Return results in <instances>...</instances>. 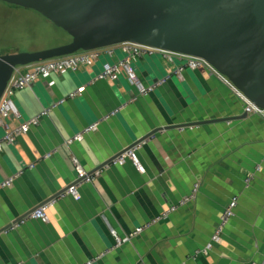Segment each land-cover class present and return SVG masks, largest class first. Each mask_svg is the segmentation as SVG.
Listing matches in <instances>:
<instances>
[{"label":"crops","instance_id":"obj_1","mask_svg":"<svg viewBox=\"0 0 264 264\" xmlns=\"http://www.w3.org/2000/svg\"><path fill=\"white\" fill-rule=\"evenodd\" d=\"M121 58L104 57L93 68L40 80L15 96L20 119L7 121L11 129L83 89L0 154V185L24 171L0 189V264H85L113 246L112 232H134L196 185L194 201L96 264H264V168L256 173L264 159V118L247 114L243 95L208 68L187 71L184 81L171 77L147 97L125 76L91 84L105 64ZM178 64L145 57L135 69L150 85ZM124 104L83 141L68 144ZM141 142L137 155L145 174L130 161L102 169ZM74 160L88 173L103 170L80 189L81 199L59 200L47 224L30 220L6 232L75 182ZM234 197L238 206L222 241L200 254Z\"/></svg>","mask_w":264,"mask_h":264},{"label":"water","instance_id":"obj_2","mask_svg":"<svg viewBox=\"0 0 264 264\" xmlns=\"http://www.w3.org/2000/svg\"><path fill=\"white\" fill-rule=\"evenodd\" d=\"M0 2L34 11L71 37L65 46L0 57V100L17 67L135 44L204 60L264 110V0Z\"/></svg>","mask_w":264,"mask_h":264},{"label":"built area","instance_id":"obj_3","mask_svg":"<svg viewBox=\"0 0 264 264\" xmlns=\"http://www.w3.org/2000/svg\"><path fill=\"white\" fill-rule=\"evenodd\" d=\"M117 54H121L122 58L113 63L105 64L102 67L100 73H98L92 80L91 84H96L99 82H118L120 78L126 77V79L135 88L138 96L147 97L154 94L156 91L164 87L170 81L171 77H176L180 81H184L185 73L187 71H197L202 68H208L215 71L207 62L202 59L181 56L155 48L135 45V44H122L115 47H110L106 49H100L91 52H79L71 56L56 58L48 60L42 63L34 64L28 67H17L14 69L12 78L10 79L6 91L0 100V131H3V135L0 138V154L4 151L5 147L14 146L18 139L22 136L27 135L30 130L37 127L44 117L49 116V114L64 105L68 101H74L82 96L83 89L72 92L66 98L54 103L51 107L45 108L36 117L29 119L21 124H19L14 129H11L7 124L9 120H19V110L16 105L15 96L22 91L30 88L36 82L40 80H48L54 75L65 76L69 73L75 72L81 68H93L98 62H100L104 57L112 58ZM145 57H160L165 61L170 63L179 62L176 66L172 75L165 78L157 80L150 85H145L137 75L135 64ZM216 72V71H215ZM245 101V112L249 115L259 116L264 118V110L258 109L252 103H250L244 96ZM127 107L124 104L111 112L110 114L104 116L97 123L85 128L82 132L74 136L68 141V144H73L76 142H81L84 140L85 136L95 132L100 124L109 121L111 118L117 116L122 110ZM146 142H141L136 144L123 154L116 157L110 164L102 167L103 170H107L111 166H124L128 161H130L134 167L141 174H145L146 170L141 165L138 159V151L143 148ZM53 154H48L44 157L45 160H49ZM76 180L59 194L56 198H53L43 204L40 208L33 211L26 218L20 222L12 224L6 232L14 231L18 229L22 224L30 220L40 221L44 224L49 223V211L58 203L59 200L66 199L68 197L74 198L75 200H80V189L87 184L94 183L102 173V169L97 170L93 173H88L79 164L77 160H74ZM35 165L30 166V170H33ZM264 168V159L261 164L257 166L256 173H260ZM24 171L18 173L16 176L9 178L0 185V189H5L10 187L17 178L21 177ZM255 175H250L247 179V184L253 181ZM199 185L193 188V191L189 196L184 198L177 206L171 207L169 210L159 214L152 220L148 221L145 225L137 228L134 232L121 237L112 232L114 238L113 246L97 256L89 260L85 264H96L98 261L107 257L111 253L120 249L122 246L131 243L134 239L142 235L145 231L151 230L153 227L159 225L162 222L167 221L172 214L177 212L181 207L187 206L192 201L195 200L198 194ZM238 206V197H234L227 208L221 215L220 221L215 228L214 234L211 238V242L206 246V248L199 252L200 254H208L213 250L214 245L219 244L222 241L223 234L230 223V221L235 217V211ZM259 264V263H252Z\"/></svg>","mask_w":264,"mask_h":264},{"label":"rangeland","instance_id":"obj_4","mask_svg":"<svg viewBox=\"0 0 264 264\" xmlns=\"http://www.w3.org/2000/svg\"><path fill=\"white\" fill-rule=\"evenodd\" d=\"M0 57L35 53L65 46L71 37L40 14L2 3Z\"/></svg>","mask_w":264,"mask_h":264}]
</instances>
